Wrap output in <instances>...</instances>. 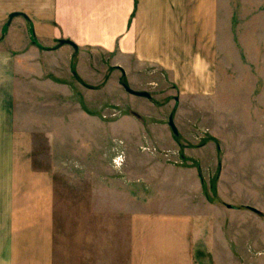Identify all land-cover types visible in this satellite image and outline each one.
<instances>
[{"label": "rangeland", "instance_id": "1", "mask_svg": "<svg viewBox=\"0 0 264 264\" xmlns=\"http://www.w3.org/2000/svg\"><path fill=\"white\" fill-rule=\"evenodd\" d=\"M8 22L0 50L16 59L20 128L32 133L34 169L55 177L54 264H130L133 218L169 227L158 234L183 244V264H264V0H218L207 91L182 90L154 66L39 44L22 74L37 42Z\"/></svg>", "mask_w": 264, "mask_h": 264}, {"label": "crops", "instance_id": "2", "mask_svg": "<svg viewBox=\"0 0 264 264\" xmlns=\"http://www.w3.org/2000/svg\"><path fill=\"white\" fill-rule=\"evenodd\" d=\"M13 13L21 16L7 26L16 21L32 28L37 42L20 56L22 74L39 44L46 54L102 53L120 66H154L173 75L182 90L212 87L218 0H0V26ZM0 38L1 45L6 36ZM61 40L78 49L59 47ZM15 64L0 50V264H54L55 177L34 169L33 136L20 128L16 112ZM131 227L130 264H183V244L165 243L158 234L169 227L138 226L136 218ZM148 231L160 242L144 240Z\"/></svg>", "mask_w": 264, "mask_h": 264}, {"label": "water", "instance_id": "3", "mask_svg": "<svg viewBox=\"0 0 264 264\" xmlns=\"http://www.w3.org/2000/svg\"><path fill=\"white\" fill-rule=\"evenodd\" d=\"M18 16H21V14H20V13H13V14H11V15L9 16V22H8V23L10 24L11 21H12L14 18L18 17ZM64 45H70V46H72L75 50L78 49V47L75 45V43H73V42L70 41V40H61V41H59V45H58L59 47L64 46ZM123 87H124V89H125V91H126L127 93H129V94H131V95H133V96L150 98V95H149L148 93H146V92H137V91H134V90L130 89L129 87H127V86L124 85V84H123ZM169 125H170L171 129L173 130L174 134L177 135L178 133H177V130H176L175 126H174V122H173V119H172V118H171L170 121H169ZM228 208L233 209L234 207H233V206H228ZM251 210L256 211L255 209H251Z\"/></svg>", "mask_w": 264, "mask_h": 264}]
</instances>
